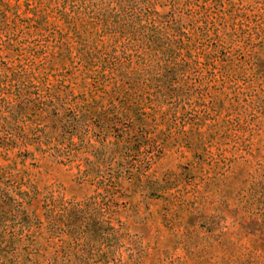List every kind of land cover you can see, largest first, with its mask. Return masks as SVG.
<instances>
[{
  "label": "rangeland",
  "instance_id": "1",
  "mask_svg": "<svg viewBox=\"0 0 264 264\" xmlns=\"http://www.w3.org/2000/svg\"><path fill=\"white\" fill-rule=\"evenodd\" d=\"M0 264H264V0H0Z\"/></svg>",
  "mask_w": 264,
  "mask_h": 264
}]
</instances>
